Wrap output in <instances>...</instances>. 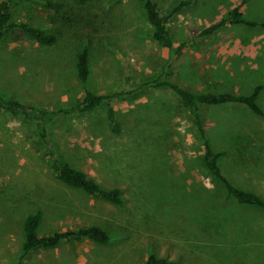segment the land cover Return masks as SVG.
Listing matches in <instances>:
<instances>
[{
    "label": "rangeland",
    "instance_id": "1",
    "mask_svg": "<svg viewBox=\"0 0 264 264\" xmlns=\"http://www.w3.org/2000/svg\"><path fill=\"white\" fill-rule=\"evenodd\" d=\"M168 12L170 48L157 45L144 0H19L12 19L53 33L40 45L18 31L0 44V96L57 108L84 88L113 94L120 132L105 106L49 123L67 162L103 188L114 205L55 180L41 157L33 124L0 111V264H144L153 254L176 264H264V208L239 204L206 171L193 118L166 79L194 92L249 94L260 85L264 112V0H154ZM238 6L254 26L224 24L200 33ZM199 37V38H198ZM195 41V42H192ZM89 73L76 77L78 51ZM222 173L264 200V116L240 105H212L200 114ZM39 209L37 234L97 225L110 239L64 243L20 258L22 222Z\"/></svg>",
    "mask_w": 264,
    "mask_h": 264
},
{
    "label": "trees",
    "instance_id": "2",
    "mask_svg": "<svg viewBox=\"0 0 264 264\" xmlns=\"http://www.w3.org/2000/svg\"><path fill=\"white\" fill-rule=\"evenodd\" d=\"M18 1L0 0V44L7 35L18 31L40 45H52L56 40V36L53 33L27 22L12 19V9ZM184 4L185 2H181L170 11L164 12L160 10L154 0H144L145 18L151 28V37L157 45L164 48L172 46L168 31L169 20L174 14L178 13ZM224 24L254 26L257 23L244 19L238 6H235L217 22L205 27L199 36L211 34ZM259 24L264 27V22ZM75 70L77 79L80 83L84 84L89 73L88 49L86 46H83L77 53ZM146 84L150 87L164 86L169 88L176 94L181 105L190 112L193 124L204 148L202 156L203 165L206 171L223 186L225 192L232 196L239 204L264 208V200L256 194L237 187L222 173L219 158L223 153L212 150L200 117L202 110L212 105H240L255 115L264 116V112L256 103V97L261 86H255L249 94H234L229 92L194 93L181 87L176 82L166 79H153ZM113 96V94H95L84 88L82 96L76 102L57 108L30 105L17 99L0 96V111L33 124L41 157L55 180L67 187L78 189L88 196L102 199L114 205H120L122 199L118 188H103L89 174L71 166L63 155L57 151L49 135V123L55 118L67 115H84L93 112L97 107L102 105L105 106V121L110 131L118 134L120 126L116 119L115 111L111 106ZM40 217L41 211L37 209L33 213L27 214L22 222L23 243L20 249V258L29 252L55 247L64 243L91 241L103 244L110 239L107 231L97 225L68 228L40 236L37 234ZM144 264L176 263L163 257L149 254Z\"/></svg>",
    "mask_w": 264,
    "mask_h": 264
},
{
    "label": "crops",
    "instance_id": "3",
    "mask_svg": "<svg viewBox=\"0 0 264 264\" xmlns=\"http://www.w3.org/2000/svg\"><path fill=\"white\" fill-rule=\"evenodd\" d=\"M264 156V155H263Z\"/></svg>",
    "mask_w": 264,
    "mask_h": 264
}]
</instances>
